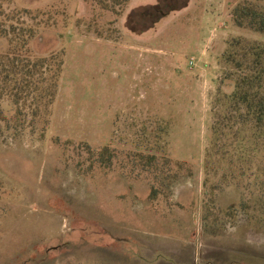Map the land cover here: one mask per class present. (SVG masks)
Wrapping results in <instances>:
<instances>
[{
  "label": "rangeland",
  "instance_id": "rangeland-1",
  "mask_svg": "<svg viewBox=\"0 0 264 264\" xmlns=\"http://www.w3.org/2000/svg\"><path fill=\"white\" fill-rule=\"evenodd\" d=\"M237 3L0 0L2 28L34 27L30 57L63 60L45 135L14 136L0 122V264H264V228L240 208L249 192L209 189L224 171L204 188L218 99L258 71L223 54L236 39L264 46L263 33L236 25ZM2 107L14 111L8 99ZM161 127L159 141L151 134ZM158 142L166 151L152 150ZM86 146L110 148L112 166ZM139 153L168 156L174 171L186 163L192 175L151 202L154 179L133 164Z\"/></svg>",
  "mask_w": 264,
  "mask_h": 264
},
{
  "label": "trees",
  "instance_id": "trees-1",
  "mask_svg": "<svg viewBox=\"0 0 264 264\" xmlns=\"http://www.w3.org/2000/svg\"><path fill=\"white\" fill-rule=\"evenodd\" d=\"M113 1L117 6H122L129 0ZM155 7L154 9H160V5ZM233 17L238 27L244 28L246 24L251 30L264 34V0H238ZM2 27L3 23L0 22V39H5L8 47L0 51V122H5V129L14 136L28 128L33 133L41 129L42 135H45L51 107L58 94L63 60L54 55L35 59L30 57L29 43L35 38L34 27ZM223 56L229 65L235 64L238 68L245 67L243 62L250 59L254 65L250 64L249 67H256L258 71L254 76L245 73L240 81L237 79L231 94H224L218 99L221 106L215 109V121L210 127L204 164L205 193H208L212 177L224 171L221 179L211 184L209 189L220 190L236 185L239 190L248 191L250 198H245L243 194L240 208L247 213L254 210L256 213L253 216L249 214L250 224L263 229L264 93L256 87L258 83H264V46L236 39L229 42ZM259 87L264 89V86ZM6 99L14 105L12 114L2 107V102ZM28 118L32 121L27 125ZM38 122L43 123L42 127L38 126ZM165 134L167 136V129L161 127L151 135L160 141ZM158 143L152 150L158 153L166 151L165 145ZM86 149L94 161L97 160L108 168L112 166L113 152L110 148L98 150L86 146ZM133 164L142 165L141 172L148 173L154 179L150 183L151 202L166 191L169 192L168 186L171 187L173 180L183 173L189 177L192 175L191 170H187L186 163L176 162L177 171H174L173 161L166 155L157 157L154 154H135ZM133 172L131 171L132 174ZM252 177L260 181L259 194H255L253 186L249 184ZM235 211L238 212L234 205L225 210L229 216ZM208 215L204 216V228L215 233L219 224L216 221L209 224Z\"/></svg>",
  "mask_w": 264,
  "mask_h": 264
}]
</instances>
